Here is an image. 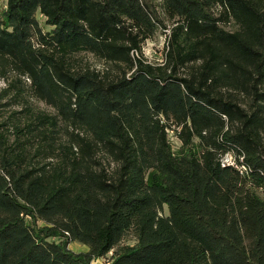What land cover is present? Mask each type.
I'll list each match as a JSON object with an SVG mask.
<instances>
[{"label": "trees", "instance_id": "16d2710c", "mask_svg": "<svg viewBox=\"0 0 264 264\" xmlns=\"http://www.w3.org/2000/svg\"><path fill=\"white\" fill-rule=\"evenodd\" d=\"M0 69V264H264V0H7Z\"/></svg>", "mask_w": 264, "mask_h": 264}, {"label": "rangeland", "instance_id": "374dc122", "mask_svg": "<svg viewBox=\"0 0 264 264\" xmlns=\"http://www.w3.org/2000/svg\"><path fill=\"white\" fill-rule=\"evenodd\" d=\"M6 3L7 0H0V8L6 6ZM153 8L154 9L156 8V12L158 16L164 19V21L167 23L168 29H159V31L152 38L146 40L142 45V54L140 53L139 56L142 57L146 63L158 64L164 61L166 51L168 50V38H169L170 27L172 26V22L164 16L163 11L159 6H157L156 3H154ZM218 9H215L217 14L219 13ZM39 19L41 24L44 25V18L42 16H39ZM225 27L228 30L235 29L233 22L226 23ZM46 29L49 28L46 27ZM137 55L138 54L135 53V56ZM76 60H77L76 65L79 67H83V68L90 67L92 69L101 71L102 73L109 72V74L112 76L119 73V68L116 64H109L90 53H82L76 57ZM30 83L31 81L28 78H26L24 82L25 87L27 88L30 85ZM5 87H7V80L4 79L0 74V97H2L1 93ZM0 103L4 105L2 107L3 109L2 111H12L13 108L18 109L17 106H10L12 101L8 100L7 98H0ZM35 104L46 111H51V112L53 111V109L44 101H35ZM168 134L173 149L177 152L182 145L181 141L178 138L175 130L172 129L169 130ZM230 154L233 156L232 153ZM69 247L75 252L88 250V247L86 245H83L79 242H71ZM107 257L109 258L110 254ZM107 257L98 259V261L97 260L94 261V264H105L107 261Z\"/></svg>", "mask_w": 264, "mask_h": 264}, {"label": "built area", "instance_id": "2783aa9c", "mask_svg": "<svg viewBox=\"0 0 264 264\" xmlns=\"http://www.w3.org/2000/svg\"><path fill=\"white\" fill-rule=\"evenodd\" d=\"M222 163L223 164H234V156H232L230 153H227L226 155L223 156ZM238 168L241 170V172H245L248 170L247 167L244 165L239 166Z\"/></svg>", "mask_w": 264, "mask_h": 264}, {"label": "crops", "instance_id": "0c3cea01", "mask_svg": "<svg viewBox=\"0 0 264 264\" xmlns=\"http://www.w3.org/2000/svg\"><path fill=\"white\" fill-rule=\"evenodd\" d=\"M85 251H87V250H85ZM98 261V260H97Z\"/></svg>", "mask_w": 264, "mask_h": 264}]
</instances>
